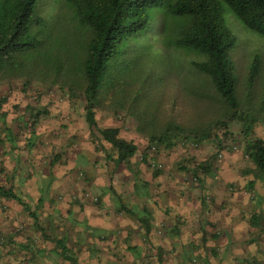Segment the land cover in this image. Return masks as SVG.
Here are the masks:
<instances>
[{
	"label": "trees",
	"instance_id": "obj_1",
	"mask_svg": "<svg viewBox=\"0 0 264 264\" xmlns=\"http://www.w3.org/2000/svg\"><path fill=\"white\" fill-rule=\"evenodd\" d=\"M63 1L85 30L80 58L59 53L58 40H52L47 23L36 13L38 0H0V76L39 74L60 80L72 96L80 91L91 135L108 142L116 152L115 163L121 164L129 162L138 148L119 136L120 128L98 127L96 108L105 98L114 102L115 112L126 110L135 116L137 130L148 133L150 145L170 149L177 141L200 144L211 137L207 128H189L171 119L158 123V101L142 77L147 63L159 62L169 70L173 55L184 54L188 59L182 66L187 75L183 82L204 80L210 85L222 107L216 124L226 136H232L227 121L242 124L243 154L253 164L255 177L264 182V139L253 135V126L264 116V66L255 54L243 82L239 81L233 59L237 35L226 24L223 6L246 29L264 38V0ZM243 93L253 108L242 114ZM29 108L31 113L36 110L34 117L47 113L43 108ZM198 166L205 173L211 168L210 164ZM0 195L17 200L37 219L11 189L0 186Z\"/></svg>",
	"mask_w": 264,
	"mask_h": 264
},
{
	"label": "crops",
	"instance_id": "obj_2",
	"mask_svg": "<svg viewBox=\"0 0 264 264\" xmlns=\"http://www.w3.org/2000/svg\"><path fill=\"white\" fill-rule=\"evenodd\" d=\"M8 136L4 143L11 145ZM119 136L124 138L122 131ZM69 150L61 160L55 155L48 169L41 168L35 153L22 159L28 169H17L16 152L2 159L0 180L5 176L8 182L0 186L11 189L37 219L17 200L0 195V264H191L187 256H194L195 264H246L256 259L249 236L263 230V218L257 202L248 199L256 191L262 194L260 182H199L193 190L180 182H135L143 166L130 170L134 182H104L79 163L80 149ZM162 224L165 233L158 238Z\"/></svg>",
	"mask_w": 264,
	"mask_h": 264
},
{
	"label": "rangeland",
	"instance_id": "obj_3",
	"mask_svg": "<svg viewBox=\"0 0 264 264\" xmlns=\"http://www.w3.org/2000/svg\"><path fill=\"white\" fill-rule=\"evenodd\" d=\"M223 6L226 24L237 35V48L233 59L239 72V81L242 83L255 54L259 55L264 66V38L246 29L228 6L226 4ZM36 13L47 23L52 40H58L61 46L59 53L61 55L68 53L75 59L80 58L86 34L85 30L79 27L70 7L63 0H38ZM173 57L169 70H166L165 65L160 66L159 62L147 63L142 69V77L146 78L147 84L150 85V88L146 89L158 101V123L171 119L189 128H207L211 132L208 140L200 144L177 141L170 149L150 145L148 133L137 130L135 116L129 115L126 110L115 112L114 102L110 98H105L96 108L95 118L98 127L120 128L124 139L132 140L138 148L129 162L116 164L114 161L116 152L112 146L100 139L97 133L96 137L91 135L84 118L85 100L80 91H76L77 95L72 96L68 90L62 88L60 80L39 74L32 78L28 75L0 76V166L6 155L9 157L16 152L21 157L16 163L17 169H28L22 159L35 153L41 168L48 169L47 165L55 155H59L61 160L65 153L71 152L69 150L71 148L82 151V156L78 155L81 159L79 163L93 174L96 173L104 182H134L130 170L139 171L142 166L144 173L139 175V179L136 177L135 182H146L144 178L150 179V182H180L184 188L192 190L199 182L253 180L261 183L259 189L262 194L256 191L249 194L248 200L257 202L256 209L263 218L261 219L264 227V183L255 177L253 164L243 154L242 124L236 119L227 121L232 136H226L220 124H216L222 118V107L215 101L210 85L204 80L190 85L183 82L187 75L182 66L188 58L184 54H175ZM189 80L193 81L190 75ZM241 95L243 114L249 112L253 105L247 102L245 93ZM29 107L43 108L47 113L34 117L36 110L31 113ZM9 130L12 136L8 134ZM149 130L152 128L147 129V132ZM253 135L264 139L263 115L253 126ZM7 136L11 145L4 143ZM8 147L11 150H8ZM199 164L204 166L210 164L208 173H205ZM87 172L86 170L82 172L85 173L83 177H86V180L91 178L87 176L89 175ZM155 172L159 173L154 175ZM2 180L0 182H8L5 176ZM189 184L191 186H188ZM47 193L49 191L46 190L45 194ZM154 195L157 196L155 192ZM203 197L211 200L209 197ZM114 202L118 203L115 199ZM157 231H159L157 237L162 238L165 233L164 225H159ZM249 239L251 243L255 242L257 255L256 259H247L246 264H264V228L262 231L252 232ZM187 257L188 263L197 262L196 258L193 259L194 256Z\"/></svg>",
	"mask_w": 264,
	"mask_h": 264
}]
</instances>
